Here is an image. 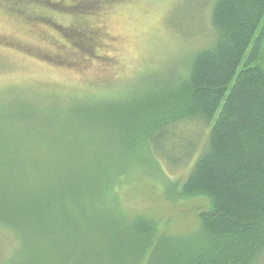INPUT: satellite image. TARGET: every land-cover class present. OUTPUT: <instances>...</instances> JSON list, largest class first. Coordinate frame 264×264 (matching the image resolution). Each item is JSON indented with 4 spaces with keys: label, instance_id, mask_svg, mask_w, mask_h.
Masks as SVG:
<instances>
[{
    "label": "trees",
    "instance_id": "trees-1",
    "mask_svg": "<svg viewBox=\"0 0 264 264\" xmlns=\"http://www.w3.org/2000/svg\"><path fill=\"white\" fill-rule=\"evenodd\" d=\"M263 19L264 0H213L208 40L126 107L85 115L102 131L80 134L83 149L33 131L17 136V149L0 145V264H264ZM52 90L47 97L63 95ZM194 122L206 128L201 145ZM179 133L189 141L176 156L164 148ZM110 134L120 148L100 150ZM129 170L157 175L171 202L208 205L193 228L160 231L122 208L114 189Z\"/></svg>",
    "mask_w": 264,
    "mask_h": 264
},
{
    "label": "rangeland",
    "instance_id": "rangeland-1",
    "mask_svg": "<svg viewBox=\"0 0 264 264\" xmlns=\"http://www.w3.org/2000/svg\"><path fill=\"white\" fill-rule=\"evenodd\" d=\"M212 1L0 0V145L17 149V136L33 131L65 147L70 140L78 143L74 149L85 148L80 134L102 131L87 124L85 115L96 110L94 115L104 117L126 107L129 95L148 86L152 75L159 81L173 76L208 40ZM260 57L264 60V37ZM52 88L63 95L47 97ZM68 90L88 92L90 98L70 103ZM190 125L203 144L206 128ZM106 136L100 150L120 148L117 134ZM187 141V134L179 133L164 150L184 155ZM168 171L174 177L186 168ZM116 183L122 208L155 219L166 233L193 228L197 212L208 205L200 198L171 202L157 175L137 170Z\"/></svg>",
    "mask_w": 264,
    "mask_h": 264
}]
</instances>
